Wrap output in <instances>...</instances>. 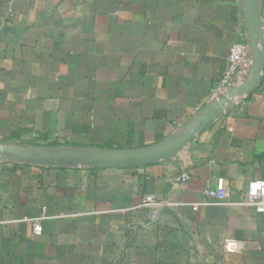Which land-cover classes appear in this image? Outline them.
I'll return each instance as SVG.
<instances>
[{
    "label": "crops",
    "instance_id": "obj_1",
    "mask_svg": "<svg viewBox=\"0 0 264 264\" xmlns=\"http://www.w3.org/2000/svg\"><path fill=\"white\" fill-rule=\"evenodd\" d=\"M237 42L241 82L254 60L243 0H0V143L121 149L182 134L221 97ZM221 177L230 203L195 209ZM258 179L264 70L171 157L0 161V264H264V213L239 204ZM148 194L162 204L142 206Z\"/></svg>",
    "mask_w": 264,
    "mask_h": 264
},
{
    "label": "water",
    "instance_id": "obj_2",
    "mask_svg": "<svg viewBox=\"0 0 264 264\" xmlns=\"http://www.w3.org/2000/svg\"><path fill=\"white\" fill-rule=\"evenodd\" d=\"M253 63L247 77L226 95L208 103L182 134L160 143L136 148L94 149L82 146L0 143V161L51 166H130L153 163L177 154L194 136L206 129L239 96L254 90L264 70V31L260 0H243Z\"/></svg>",
    "mask_w": 264,
    "mask_h": 264
},
{
    "label": "built area",
    "instance_id": "obj_3",
    "mask_svg": "<svg viewBox=\"0 0 264 264\" xmlns=\"http://www.w3.org/2000/svg\"><path fill=\"white\" fill-rule=\"evenodd\" d=\"M249 52V44L247 42H237L235 43L230 52L229 56V66L225 71L219 85L217 88L218 96H223L228 93L230 87L240 84L238 81L239 72L245 63ZM240 82V83H239ZM190 179V174L188 171H184L181 175L182 181H188ZM229 204V191L228 182L225 178L221 177L217 182V189L214 191H207L205 199L194 206L198 209L201 204ZM162 202L159 200L157 195L148 194L144 197L142 206L150 207L160 205ZM241 205L253 208L258 212L264 213V179L253 180L249 183L246 193L243 195L240 203ZM45 217H39L32 219L33 221V232L35 235L40 236L43 234L42 220ZM235 241L229 239L225 243V249L227 251H234Z\"/></svg>",
    "mask_w": 264,
    "mask_h": 264
}]
</instances>
